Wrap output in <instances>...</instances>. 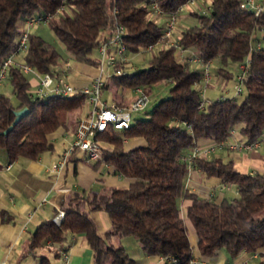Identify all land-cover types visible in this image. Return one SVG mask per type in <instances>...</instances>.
<instances>
[{"label": "trees", "instance_id": "trees-1", "mask_svg": "<svg viewBox=\"0 0 264 264\" xmlns=\"http://www.w3.org/2000/svg\"><path fill=\"white\" fill-rule=\"evenodd\" d=\"M156 1L164 12H170L186 0ZM240 1L209 0L203 12L191 11L196 22L181 28L176 36L182 48L194 50L203 59L217 60L212 73L224 79L233 78L237 63L248 55L241 96L201 97L197 85L200 69H190L186 60H179L173 45H160L145 66L106 76L101 92L109 90L110 98L117 102L119 91L126 87L139 85L148 93L152 83L170 82L168 94L153 102L145 115L132 117L126 127L109 124L97 132L102 160L132 180L126 185H105L101 190L71 192L60 204L63 216L59 222L47 218L31 231L26 252L45 240L60 243L66 233L80 232L91 250L90 264H140L123 245L111 241L114 235H132L144 253L173 255L176 260L171 264H187L192 250L179 212L183 198L188 200L184 215L194 229L199 255L210 256L220 249L233 258L242 250L253 252L264 245V172H241L230 158L212 152L191 163L181 158L198 138L223 139L230 128L237 127L243 140L249 141L264 130V31L259 37L252 36L255 28L264 26V7L254 14ZM60 2L0 0V61L15 48L26 16L35 11L51 12ZM64 3L66 7L46 22L77 61L97 64L91 51L115 21L125 27L126 52L137 51L161 35L162 25L149 17L146 0ZM20 59L44 72L59 62L60 53L41 35L28 30ZM229 64L234 65L233 70ZM7 80L15 102L0 92V159L34 158L51 147L47 133L67 125L69 111L81 106L84 94L31 96L27 76L17 66L8 67ZM22 105L27 111L1 132L13 117L12 109ZM137 136L143 138L142 144L124 147L125 138ZM190 164L207 176L234 184L235 194L215 201L189 191L184 179ZM98 209L109 219L102 231L90 214ZM38 264L58 263L39 254ZM252 264H264V259Z\"/></svg>", "mask_w": 264, "mask_h": 264}, {"label": "crops", "instance_id": "crops-1", "mask_svg": "<svg viewBox=\"0 0 264 264\" xmlns=\"http://www.w3.org/2000/svg\"><path fill=\"white\" fill-rule=\"evenodd\" d=\"M153 19L162 25L161 18L155 16ZM34 31L38 33L36 28ZM174 31V33H178L177 30ZM182 57L186 58V54L183 53ZM61 65L65 66L62 72L63 76L74 86L87 83L97 72L95 64L81 61H78L73 67L67 62L59 61L55 64L57 68ZM25 74L29 85L30 83L34 84L36 78L30 73ZM217 77L212 73L209 81L204 84L201 79L202 83L199 85L204 90L205 86H211L213 81H217ZM126 90L119 91L120 102L133 97L134 88L131 96L127 95ZM202 95L208 97L203 92ZM101 97L106 101L113 100L107 89L102 90ZM11 101L14 103L15 99ZM84 102V106L69 111L66 117V126H57L47 133V139L51 143L49 149L42 150L34 158L17 157L11 161L0 159V264H38L39 254L47 255L52 263L90 264L91 250L80 232L66 233L60 243L45 240V243L35 248L34 251H25L26 242L34 227L40 221L51 218L56 209L60 207L61 202L71 192H80L89 188L101 190L105 185H126L132 180L131 177L118 173L109 162L87 158L84 152L78 148H72L69 151L65 162L58 171L49 168L51 162L60 157L70 144L75 121L88 111V103L85 100ZM225 139L227 141L243 140L237 127H233ZM208 140L209 138H198L195 143L203 145ZM143 142V138L137 136L125 138L123 144L125 148H128ZM210 152L220 154L223 158H230L234 167L241 172H264V142L250 148L235 149L223 146ZM6 163H9L7 167L4 166ZM212 176L205 175L196 165L190 164L184 179V186L197 195L211 197L215 201H219L224 196L235 194L234 184L222 182L218 177ZM187 201L185 198L180 200L179 212L184 219L187 231H190L191 234V239L188 241L193 256L207 259L210 264L225 262L252 264L258 259H264V245L257 247L253 252L242 250L233 258H228L220 249L215 250V253L210 256L199 255L195 246L194 229L189 219L184 215V205ZM90 214L99 231L108 227L109 219L104 210H93ZM117 240L128 254L140 264H171L162 255L144 253L139 242L132 235H122ZM129 242L135 245L134 252L127 250ZM63 252L65 256H63ZM250 260L253 262L249 263Z\"/></svg>", "mask_w": 264, "mask_h": 264}, {"label": "built area", "instance_id": "built-area-1", "mask_svg": "<svg viewBox=\"0 0 264 264\" xmlns=\"http://www.w3.org/2000/svg\"><path fill=\"white\" fill-rule=\"evenodd\" d=\"M195 0H186L185 2L193 3ZM65 0H61L60 4L55 7L51 12H38L35 11L26 16L21 23L20 32L17 36L15 48L4 56L0 61V82L7 79V70L9 66H17L19 70L24 73H30L36 81L33 87H28V94L45 95L48 93L58 94H70V93H82L84 94L85 101L88 103L89 109L86 114L78 117L73 129V137L68 147L63 151L62 155L56 160L52 161L49 168L53 171H58L67 158V154L72 148H78L82 150L85 156L93 160H101L102 152L100 146V140L97 137V132L105 129L109 124L114 127H126L132 118V112L136 110L144 109L147 101V92L139 85L134 86L135 94L127 101L117 102L114 100L106 101L101 97V88L104 78L111 73H123V64L127 60L125 43L122 35L125 32V27L122 23L115 21L110 29L104 32L103 37H100L95 46L96 58H97V72L92 75L91 79L80 86H74L68 82L63 76L62 72L65 69L64 65L51 67L44 72L37 71L32 65L17 59L14 55L19 50H23L26 44L27 32L30 26L40 21H47L53 17L56 13L65 8ZM147 12L149 17H159L162 19L161 35L155 41L147 43L143 48L151 49L154 44L159 45H173L177 48V52L180 56L183 55L185 48H182L177 40V36L174 33V19L175 12L182 5L179 4L174 11L164 12L158 5L156 0H146ZM241 6L250 8L254 14H257L262 7H264V0H241ZM154 20V19H153ZM186 59L189 61H195L200 65V77L204 84L211 78V68L209 66L210 59L201 58L194 50L187 49ZM248 61V55H246L241 61L237 63L232 81V93L237 94L240 92L242 82L246 79V66ZM113 67L111 72L107 71V68ZM198 90L202 95V86H198ZM221 96V95H219ZM233 128V127H232ZM229 129V131L232 130ZM260 142H264V130L260 135L252 140H231L227 141L225 138L219 140L209 139L203 145L194 143L181 158L191 163L195 157H205L210 151L217 148L227 146L229 148H250L258 145ZM9 163L4 166L7 167ZM63 216V209L57 208L52 215L54 222H59ZM63 256L65 253L63 252ZM164 259L170 262H175L176 258L173 255L162 256ZM187 264H210L207 259L198 256H190L187 260ZM229 264V263H223Z\"/></svg>", "mask_w": 264, "mask_h": 264}, {"label": "rangeland", "instance_id": "rangeland-1", "mask_svg": "<svg viewBox=\"0 0 264 264\" xmlns=\"http://www.w3.org/2000/svg\"><path fill=\"white\" fill-rule=\"evenodd\" d=\"M208 2H209V0H203V2H202V0H195L193 3H189V2L182 3L180 8L175 12V19H174V23H173L174 30H177L179 32V30L181 28H183L184 26L196 22V18L193 14H191V11L194 10V11H198V12H203L206 9V5L208 4ZM150 18L152 19V17H150ZM35 28H36L38 34L41 35L45 40L50 42L56 48V50L60 53V59H59L60 62H64V63L67 62L71 67H73L74 65H76L78 63V61L75 60L64 49L62 42L56 37V35L51 30V28L48 26L46 21L37 22V23L33 24L32 26H30L28 30L34 31ZM263 31H264V26H262L260 28H255L253 33H252V36L255 35V36L259 37ZM103 32H104V30L101 31L100 35L103 34ZM176 34H178V33H175V35ZM159 46H160L159 44H154L151 49L140 48L137 51L126 52L127 61L123 64L124 71H131L137 67L145 66L148 62V58L150 57L151 53L155 52ZM22 51H23L22 49L19 50L17 53H15L14 56L17 59L21 58ZM184 54H188L187 49L184 51ZM91 55L93 57H96V49L95 48H93V50L91 51ZM176 56L179 58V60H186V58L180 56L178 53L176 54ZM217 64H218L217 60H215V59L210 60L209 66L211 68V76H212V69ZM187 66L190 69L200 67L199 63L192 61V60L191 61L187 60ZM228 67L231 70H233L234 65L229 64ZM112 70H113V67L107 68L108 72H111ZM217 76H218L217 77L218 80L215 82L213 81L212 82L213 84L211 86L207 85V87H206L205 85H203V86H205L204 90H202L204 95L206 94L208 96V98H214V97H217L219 95H221V96L236 95V97L241 96L242 93H238V94L232 93L233 81L231 78L224 79L220 75H217ZM200 80H198V82H197L198 86H199V84L202 83V82H200ZM169 85H170L169 81H163V80L152 83L148 89V93H147L148 94V101H147L144 109L133 111L132 117H139V116L145 115V110H148L153 102H155L158 98L168 94ZM29 87L32 88L33 83H30ZM125 89H127L126 90L127 95L131 96L133 93V88L132 87H126ZM0 92L7 94L9 96V98L14 101L15 98L10 91V84H9L7 79L3 82H0ZM134 94H135V91H134ZM84 104H85V102H83L81 104V106H84ZM212 177L217 178L216 176H212ZM117 239H118V236H116V235L112 236V242L114 244H118ZM188 239H191L190 231H188ZM134 247H135V245L132 242H129L127 244V248H128L127 250H129V252H134L133 251ZM252 260H250L249 263H252L253 262Z\"/></svg>", "mask_w": 264, "mask_h": 264}, {"label": "water", "instance_id": "water-1", "mask_svg": "<svg viewBox=\"0 0 264 264\" xmlns=\"http://www.w3.org/2000/svg\"><path fill=\"white\" fill-rule=\"evenodd\" d=\"M27 111V106L22 105L17 108L12 109L13 117L10 122L1 130V132H6L11 126Z\"/></svg>", "mask_w": 264, "mask_h": 264}]
</instances>
